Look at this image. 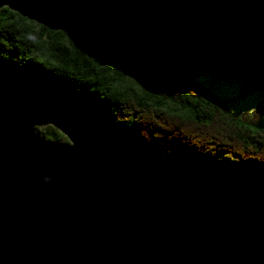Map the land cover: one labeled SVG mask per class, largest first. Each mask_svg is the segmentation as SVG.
Returning <instances> with one entry per match:
<instances>
[{"label":"water","instance_id":"obj_1","mask_svg":"<svg viewBox=\"0 0 264 264\" xmlns=\"http://www.w3.org/2000/svg\"><path fill=\"white\" fill-rule=\"evenodd\" d=\"M4 7L70 31L146 85L178 82L193 63L102 0ZM35 117L69 143L42 137ZM0 264H264V175L151 160L0 67Z\"/></svg>","mask_w":264,"mask_h":264},{"label":"trees","instance_id":"obj_2","mask_svg":"<svg viewBox=\"0 0 264 264\" xmlns=\"http://www.w3.org/2000/svg\"><path fill=\"white\" fill-rule=\"evenodd\" d=\"M185 49L186 76L146 85L67 30L0 9V67L28 93L81 108L92 126L156 162L216 164L264 175V118L257 126L196 82L210 72L243 91L264 90V0H102ZM49 142H67L49 125Z\"/></svg>","mask_w":264,"mask_h":264},{"label":"rangeland","instance_id":"obj_3","mask_svg":"<svg viewBox=\"0 0 264 264\" xmlns=\"http://www.w3.org/2000/svg\"><path fill=\"white\" fill-rule=\"evenodd\" d=\"M196 82L203 85L214 93L220 101L226 102L231 112L236 117L244 120L253 127L257 126L258 121L264 118V90L256 89L253 91H243L240 83L233 77L212 76L210 72L201 74ZM33 125L45 138L46 128L52 124L44 123L35 117ZM54 127V126H53Z\"/></svg>","mask_w":264,"mask_h":264},{"label":"clouds","instance_id":"obj_4","mask_svg":"<svg viewBox=\"0 0 264 264\" xmlns=\"http://www.w3.org/2000/svg\"><path fill=\"white\" fill-rule=\"evenodd\" d=\"M46 179H50V178H46Z\"/></svg>","mask_w":264,"mask_h":264}]
</instances>
